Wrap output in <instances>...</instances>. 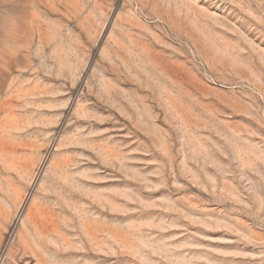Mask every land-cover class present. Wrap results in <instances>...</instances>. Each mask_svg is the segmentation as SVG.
Wrapping results in <instances>:
<instances>
[{"label":"rangeland","instance_id":"rangeland-1","mask_svg":"<svg viewBox=\"0 0 264 264\" xmlns=\"http://www.w3.org/2000/svg\"><path fill=\"white\" fill-rule=\"evenodd\" d=\"M0 264H264V0H0Z\"/></svg>","mask_w":264,"mask_h":264}]
</instances>
